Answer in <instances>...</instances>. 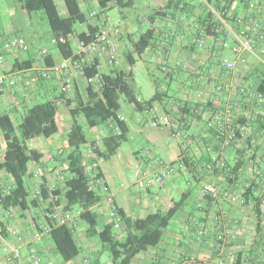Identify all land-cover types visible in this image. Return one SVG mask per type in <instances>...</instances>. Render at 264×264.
Listing matches in <instances>:
<instances>
[{
	"label": "crops",
	"instance_id": "crops-1",
	"mask_svg": "<svg viewBox=\"0 0 264 264\" xmlns=\"http://www.w3.org/2000/svg\"><path fill=\"white\" fill-rule=\"evenodd\" d=\"M121 1L122 4L114 5L119 9L120 15L116 16L112 23L120 27V33L117 37H111L117 49L118 58L114 65L109 64L106 57L100 59V72L109 74L113 69L131 71L132 78H134L133 67L137 64V56L134 66L128 65L126 57L135 49L136 42L147 31L153 30V46L138 57L151 67L155 65L157 70L165 74L166 87H161V80L157 79V86L152 82L154 91L149 99L155 95L157 90L161 96L160 100L153 104L151 116L169 115L170 117L171 115L173 123L170 127L153 128L149 124V117L143 116L142 118V113L122 103L126 121L130 127L129 137L137 136L147 140L156 152L152 153L151 150L146 152L150 156L146 157L148 161L144 162V165L136 163L134 185H137L140 177L138 172L147 167L158 169L171 165L179 170L162 185H155L142 191L140 189V192L132 191L131 186L115 184L113 177L102 167L103 160L99 162L100 170L105 183L114 195L123 220L145 221L150 216L168 210L174 202L181 198L183 193L189 191L190 195L180 211L183 214L182 219L171 223L170 226L177 227L180 223L181 229H188L192 226L196 232L194 241L187 244L188 238L184 232H170L167 229L160 245L139 254L132 264H148L146 263L148 261H150L149 264H238V260H240L239 264H264V109L258 106L253 95H251L253 99H249L247 95L238 94L229 89L222 92L216 90L219 85L232 88L247 87L255 92L259 87H264V0H236L227 6L224 0L219 1L220 4L217 0ZM58 3L61 4V1ZM93 4L96 2L81 0L82 10L87 15V23L77 26L78 31H86L88 25L98 26L100 29L111 24L112 19L109 13L114 6L110 11L102 13V10L100 8L96 10ZM83 6L88 11H85ZM217 6L221 12L217 10ZM92 13H95V16H92ZM209 13L212 14L214 21H219L220 27L217 33L228 30L247 38L254 44V54L249 52L240 56L234 54L231 48L235 42L230 34L217 38L206 35L202 21ZM232 18L238 19L233 21ZM15 27L22 29L20 24ZM19 31L15 30L10 34L17 33L25 37ZM8 34L9 29L7 30L0 23V43L8 39ZM24 39L27 45V40ZM224 40H227L228 47L221 45V41ZM200 41H204L202 47L199 46ZM52 43L55 45L53 36ZM33 45L38 48L36 40L33 41ZM77 49L74 51L75 54L78 53L79 46ZM17 50L8 52L4 63L0 65V76H21V81L15 86L0 93V113L8 112L13 115L14 112L22 119L29 108L24 114L20 113L19 109L26 108L28 101L37 102L42 98L47 101H59L61 94L56 97L49 96L47 82H50L56 74L51 70L64 59L59 53L55 57L47 48L36 49L37 53L34 50L31 54L27 49ZM13 59L12 64L10 61ZM29 59L34 60L32 68L13 70L17 61L23 62ZM223 59L235 61V70L222 69L220 62ZM45 74L48 76H44ZM56 76L60 82L61 92L65 78H71L74 84L73 90L65 93L64 99L57 103L58 107L60 104L65 107V99L76 97L75 86L82 95H85L87 83L80 71L69 69ZM151 80L153 81V76ZM177 80L179 85L176 90L179 98L170 95L173 90L172 83ZM43 82L45 87L40 86ZM133 91L140 102L149 100L140 98L137 90L133 89ZM255 111L261 115L258 120L251 118L254 117ZM176 115L183 118L181 125L184 126L185 122L188 125L187 130H184L174 119ZM139 118H142L141 121ZM56 120L58 125V114ZM202 123L204 126L201 129L199 125ZM228 125L238 126L239 129L245 128L240 131L241 138L226 142L224 138L219 139L213 135L212 131L218 132V126ZM107 127L106 124L91 129V136L88 139L100 142L108 134ZM69 130L65 134V141H67ZM177 132L178 137L175 136ZM138 145H142L140 141ZM44 147L46 153L39 149L34 150L43 154L41 164L47 163L52 170L55 169V163L65 159L69 151L68 144L59 147L53 143H46ZM4 148L5 144L0 130V157L4 153ZM120 149L116 156L120 155ZM84 152L87 151L84 149ZM132 153L134 159L137 160L140 150L134 149ZM183 157L191 159L195 166L191 165L192 169H189L179 164L174 165L178 159ZM208 157L216 161L215 166L208 164ZM240 157H244L246 164L237 180L228 184L221 173L212 174L214 167L221 168L223 165L233 164L234 160ZM64 163L66 165V162ZM204 163L208 164L207 168H204ZM41 164L35 163L31 165V169L40 171L38 167ZM179 175L191 178L197 183L205 179L206 184L201 186L202 192H194L191 189L183 191L177 188L175 193L178 199L175 200L174 189L169 182L174 183ZM249 179L253 182L248 181ZM29 182L34 186L33 176ZM252 183L255 186L254 194L261 199L260 218L257 217L251 202L244 203L243 195ZM188 184L191 185L190 182ZM50 185L48 182V186ZM206 185L217 186L219 189L218 198L211 202L210 197L203 192ZM194 208L204 213L205 217L195 216ZM92 210L103 218L104 225L112 224L108 206L103 199ZM17 212L15 218H9L4 213H0L3 217L0 221L5 225L12 223L19 226L26 235L22 244L27 246V254L21 253V259L13 264H32L30 249L39 245L38 241L34 243L35 240L32 238L33 213L25 212L22 215L20 211ZM78 220L79 218H75L74 231L78 226ZM127 230V225L123 221L120 228H114V234L118 238H123ZM5 237V242L8 244L15 245L18 242L9 233H6ZM44 244L49 249L45 240ZM71 264H77L76 259Z\"/></svg>",
	"mask_w": 264,
	"mask_h": 264
},
{
	"label": "trees",
	"instance_id": "trees-1",
	"mask_svg": "<svg viewBox=\"0 0 264 264\" xmlns=\"http://www.w3.org/2000/svg\"><path fill=\"white\" fill-rule=\"evenodd\" d=\"M16 1L28 14L33 12L44 14L52 32L55 46L62 59L77 58L70 41L71 37H76L79 41L88 44L99 30L98 26L88 25L86 31H78L77 26L87 23V15L82 10L81 0ZM58 1H61V4ZM88 1L96 2L102 13L110 11L115 4H122L121 0ZM217 1L221 2V0ZM235 1L224 0L226 6ZM218 6L217 10L221 12ZM237 19L234 18L233 21H237ZM202 23L205 25L206 35L215 38L225 36L224 31L217 33L220 27L219 21H214L211 13L203 19ZM60 38L66 39V42L61 43ZM153 41L154 31L149 30L136 42L135 49L127 55L126 61L128 65L134 66L136 62L135 57L141 56L147 49L153 46ZM33 63V59L23 62L17 61L13 66V70L32 68ZM80 72L86 82L96 76H101V78L96 86L91 84L86 85L85 95H82L75 86L76 97L74 99H65L64 101L65 107L69 110L72 118V125L67 133L69 151L65 159H63L66 162V168L64 169L66 177L63 184L57 185L54 191H52V194L58 199L54 203H49L50 191L45 177L42 178L40 197H33L29 182L32 177L30 165L32 163L41 164L43 154L34 149H29L27 142L37 137L49 139L59 132L56 120L59 110L57 103L64 99L66 92H61L59 101L49 100L30 107L19 123L15 121L10 113H0V130L5 144L4 153L0 157V174L5 172L15 183L14 189L4 198L1 208L4 210L13 208L20 211L22 215L25 212H33L36 208L40 209L44 204L50 205V207L65 205L64 210L67 212L80 210L79 220L87 224V235L93 238L99 234L101 242L111 254V263L132 264L139 254L160 245L164 232L169 228L178 212L185 206L190 192L183 193L181 198L177 202H174L165 212H159L154 216H150L145 221L124 219L128 232L123 238L115 236L113 223L105 224L103 229L98 231L99 215L92 208L101 201L102 195L91 183V176L85 164L84 149H90L92 152V157L89 159L91 162L99 164L100 160H110L116 155L122 144L128 141L130 134V127L127 121L119 119V115L124 111L122 103L132 106L136 112L143 113L146 107L152 108L153 104L160 100L161 94L157 90L151 99L146 102H140L129 84L132 72L113 69L109 74H102L100 72L99 61L87 64ZM43 79L41 76V80ZM153 82L155 86L158 85L156 78H153ZM245 88L246 93L243 95H247L249 99H253L251 95L255 96L258 106L264 109V104H260L258 101V95H262L264 98V87H259L257 92L250 91L247 87ZM122 97L124 101H122ZM254 114V117H251L253 120H258L261 116L258 111H255ZM170 117L172 118L171 115ZM81 118L90 129L99 128L107 124L108 134L100 142L98 140H89L83 125L79 122ZM174 119L182 126L183 118H179L176 115ZM233 127L236 129L235 139L241 138V129L235 125ZM182 128L187 130L188 125L184 122ZM212 133L215 137L223 139L219 131L216 133L212 131ZM207 162L212 166L216 165V161L211 157L207 158ZM175 164L189 169H192L191 165L195 166L191 162V159L186 157L178 159ZM208 164H205L204 168H207ZM245 164L244 157H240L235 159L233 164H226L221 166V168L214 167V173L212 174L221 173L229 184L237 180ZM97 171L98 179H101L104 186L108 188L100 166H98ZM248 181L253 182L252 179ZM254 188L253 183L249 185L243 195L244 203L251 202L255 208L257 217L260 218L262 214L260 208L261 199L254 194ZM212 200L214 199L210 197V202ZM34 221H36V218H34ZM0 226L3 227L4 236H6V229L1 221ZM48 235L54 244L55 251L66 263L73 262L79 256L80 246L74 237V230L67 225L53 227ZM239 263L240 260H238Z\"/></svg>",
	"mask_w": 264,
	"mask_h": 264
},
{
	"label": "rangeland",
	"instance_id": "rangeland-1",
	"mask_svg": "<svg viewBox=\"0 0 264 264\" xmlns=\"http://www.w3.org/2000/svg\"><path fill=\"white\" fill-rule=\"evenodd\" d=\"M94 8L96 10L99 9V6L97 4H93ZM83 8L86 7L83 6ZM110 17H111V24L113 23V20L115 17H119V9L114 6V8L110 11ZM0 23L8 30L9 34L7 35V38L13 37L16 34L13 35L14 31H19V33L23 34L27 40V45L24 48L27 49L29 53L31 54L34 50L37 53V50L47 48L51 54H53L55 57L58 55V49L55 45L52 43V32L50 30L49 24L44 16L43 13H31L28 14L24 12L21 9L20 4L16 0H0ZM20 24L22 26V29H19L17 26ZM14 26V27H13ZM10 32H13L10 34ZM18 35V34H17ZM36 40L38 43V48L33 45V41ZM33 45V46H32ZM73 50L75 51L78 47L76 43H73ZM22 49L21 51H23ZM37 49V50H36ZM78 50V49H77ZM14 51V50H13ZM18 51V50H17ZM12 64L14 62L10 61ZM156 66H149L145 62L141 61L140 58L137 56V64L135 67H133V76L134 78H131L129 80V83L131 84L132 88L137 90V94L140 98L143 99H149L151 97V94L154 91L151 76L153 78H156L158 80H161L160 85L162 88L166 87V80H165V74H163L160 70H157L155 68ZM151 72V74H149ZM151 75V76H150ZM54 74V78L47 82V90L49 96H59L61 94V88H60V82L58 80V77ZM178 80L177 82L172 83V91L170 95L172 97L179 98L178 91L176 88L178 87ZM52 85V86H51ZM40 86L45 87V83H41ZM122 101H124V98H121ZM47 100L42 98L39 99L37 102L35 101H28L26 104V108H20V113L24 114L25 110L27 108H30L34 106L36 103H43ZM123 114H125V111H123ZM13 118L17 123L21 121V117L19 114L13 112ZM71 116L68 112V110L63 106L59 105L58 110V126H59V132L49 141H47L44 137H37L33 140L27 142V146L29 149H39L46 153V149L44 145L46 143H53L55 146L63 147L64 144H67V141H65V134L69 130L71 126ZM80 124L83 125L84 131L88 137L91 136V129L84 124V120L81 118L79 120ZM202 129L204 124L199 125ZM138 141L141 142V146L138 145ZM138 149L140 150L138 159H134L133 150ZM121 152L120 155L113 156L110 160L103 161L102 167L104 170L113 177L115 184H123L124 186H131V190L134 192H140V188L138 187V180L137 185H134L136 182L134 171L136 163L138 162L141 165H144V162L148 161L146 157L148 158L150 155L146 154L147 151H152L154 153L155 149L151 145H149L148 141L145 139H141L136 137H129L127 142H124L121 146ZM156 153V152H155ZM48 154V153H47ZM64 160H59L56 162L55 169L52 170L47 166V163H42L39 165V173L41 176L45 177L47 182H49L51 185H62L64 182V179L66 177V174L64 173V169L66 168V165L64 163ZM42 177V178H43ZM170 178V177H169ZM168 178V179H169ZM167 179V180H168ZM166 180V181H167ZM190 182L191 185L188 183ZM171 187L174 189L173 196L175 197V200L178 199V195L175 193V190L177 188L186 191L188 189H191L194 192H202L201 186L203 184H206V180L203 179L201 182L197 183L195 180L188 178L186 176H178L175 179L174 183H171ZM162 185V184H157ZM264 186V185H263ZM30 190L33 191V186L30 184ZM142 191V190H141ZM204 192V190H203ZM180 198V197H179ZM0 213H2V208L0 207ZM32 214V213H30ZM194 214L195 216L199 217H205L204 213H201V211L197 210V208H194ZM183 216L182 212H179L177 216L173 219L171 223H175L177 221H180ZM0 218H3L0 216ZM78 226H76V231H74V237L77 240L79 246H80V253L79 256L76 258L77 264H111V254L110 252L105 248L103 243L101 242L99 238V234H97L95 237H89L86 234V231L88 229V226L83 221L78 220ZM104 226V220L101 216H99L98 219V231H101ZM181 224L179 223L177 227L175 226H169L168 231L170 232H184L187 236L186 243L191 244L194 241L195 238V229L194 227L190 226L188 229H181ZM39 239V240H38ZM33 239L38 241L39 245L36 246V255L40 257L41 264H71L66 263L62 257L55 251L54 244L50 238L49 235H45L44 237ZM45 242L48 243V248H46ZM160 248H163L160 246ZM20 252L25 255L27 254V246L25 244H21V248L19 249ZM150 263V261L146 262ZM33 264V263H32Z\"/></svg>",
	"mask_w": 264,
	"mask_h": 264
},
{
	"label": "built area",
	"instance_id": "built-area-1",
	"mask_svg": "<svg viewBox=\"0 0 264 264\" xmlns=\"http://www.w3.org/2000/svg\"><path fill=\"white\" fill-rule=\"evenodd\" d=\"M92 16H95V13L91 14ZM221 20V19H219ZM120 33V27L118 25L113 24H107L103 27H101L98 32L95 34L93 40L86 44L83 41H79L77 38L71 37L70 41L71 43H76L79 46V51L76 54V57L64 59L57 67H54L51 71L56 74L64 73L65 70L74 69L77 71H81L84 66L89 65L90 63H94L96 61H99L103 57H106L107 62L109 64H115L118 58L117 49L114 45V43L111 40V37H117ZM231 35L234 38L235 45L231 48L234 54L236 55H242L243 53H253L255 51L254 44L248 40L247 38H243L237 34L232 33V31H224V35ZM61 43H65L66 39L60 38ZM204 45V41L199 42V46L202 47ZM221 45L223 47H228L227 40L221 41ZM26 46V41L23 36L15 35L13 37H10L0 43V65L4 63L5 56L8 52H11L13 50L17 49H24ZM220 67L222 69L233 71L236 68L235 61H230L228 59H223L220 62ZM44 76H48L45 74ZM101 76H96L95 78H92L88 80L86 83L91 85H97L99 79ZM19 81H21L20 75H2L0 76V93L5 91L7 88L15 86ZM74 88L73 80L71 78H65L62 86V90L64 92H71ZM225 89H229L233 92H236L238 94H245L246 88L245 87H238V88H232L231 86H223L219 85L216 87V90L218 92H222ZM140 101V100H139ZM258 101L260 104H264V98L262 95H258ZM143 116L149 117L150 119V126L153 128H160L163 126L170 127L172 123V119L168 116H151V108L146 107L145 110L142 113ZM142 118H139L141 121ZM119 119L126 121L125 114L121 113L119 115ZM242 129V128H241ZM245 130V128L242 129V131ZM218 131L221 137L225 139L226 142L232 141L236 138V129L233 126H218ZM248 131V130H247ZM175 136L178 137V132L175 133ZM85 153V164L87 166V171L89 175L91 176V183L92 185L101 193L102 199L104 200L105 204L108 206L109 210V218L111 222L114 224L115 228H120L123 223V218L120 214L119 208L114 200L113 193L109 190V188H106L103 184V181L101 179H98L97 177V169L99 164L95 162H91L89 159L92 157V152L90 149L86 150ZM35 163H32L33 165ZM30 165V172L33 173V180H35V184L33 186V197H40L41 195V184H42V176L40 175L39 171H33L31 169ZM177 168L168 165L163 168L157 167H147L143 171H139L138 175L140 176L138 178V187L141 190H147L157 184H163L166 182V180L173 176L177 172ZM14 180L7 175L5 172H2L0 174V185H1V191H0V207L2 205V202L4 198L11 193V191L14 189ZM55 185L49 186L50 191V199L49 203H54V201H57V197H55L52 194V191L55 189ZM205 195H209L213 199L218 198L219 196V189L217 186L213 185H206L203 188ZM65 205L60 206H51L44 204V206L40 209L33 210V221L31 224V227L33 229V239H38L43 237L44 235H48L49 232L53 229L55 226L60 225H67L72 230L75 229V218H79L81 211L77 210L75 212H67L64 210ZM2 213L6 215V217L9 218H15L17 210L10 208L8 210L2 209ZM34 218H36V221H34ZM6 233H9L10 236L16 238L18 242L15 243V245L6 243V237L4 236V229L2 226H0V263L1 264H13L15 261H19L22 257L20 248L21 244L23 242V239L25 238V233L22 231V228H20L17 225H13L12 223H6L4 224ZM4 242V243H3ZM3 246V247H1ZM30 255L32 258L33 264H41V259L36 255V249L31 248L30 249Z\"/></svg>",
	"mask_w": 264,
	"mask_h": 264
}]
</instances>
